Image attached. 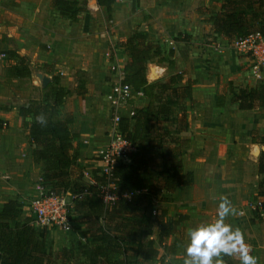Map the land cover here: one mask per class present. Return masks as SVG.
Returning <instances> with one entry per match:
<instances>
[{
    "label": "trees",
    "instance_id": "obj_1",
    "mask_svg": "<svg viewBox=\"0 0 264 264\" xmlns=\"http://www.w3.org/2000/svg\"><path fill=\"white\" fill-rule=\"evenodd\" d=\"M96 1L109 11L116 0ZM131 1L135 10L138 0ZM50 4L72 21L80 11L74 0H51ZM207 22L228 43L255 32L264 36V0H223ZM187 37L180 34L176 40L185 41ZM117 46L128 55L122 66V82L148 100L145 106L134 107L130 117H119L117 122L133 150L117 159L107 173L92 171L91 181L85 180L72 144L75 134L68 128L73 119L60 114L69 90L59 85L58 76H53L48 99L30 100L18 108V115L22 125L28 127L32 160L40 164L42 188L69 198V217L76 222L72 229L77 231L81 224L86 225L81 231L85 239L54 254L46 247V230L39 233L31 225L24 203L10 199L0 207V264H170L163 255L158 256L159 249L167 248L168 239L188 216L170 218L163 204L169 201L166 195L193 181L192 172L184 171L182 163L190 140L180 136L189 130L185 101L192 106L193 81L182 84L183 72H179L149 82L147 62L158 57V62L172 65L168 57L173 50L168 49L164 56L161 46L146 40L141 32H133ZM6 54L17 58L22 66L13 68L15 76L29 75L23 57L11 51ZM227 95L229 103L241 110L264 108V83L236 87L228 82L226 92L216 93L215 105L223 107ZM38 115L45 117V124L37 122ZM256 171L250 224L264 218V150L257 157ZM102 187L113 200L104 201ZM175 244L168 246L171 253Z\"/></svg>",
    "mask_w": 264,
    "mask_h": 264
},
{
    "label": "crops",
    "instance_id": "obj_2",
    "mask_svg": "<svg viewBox=\"0 0 264 264\" xmlns=\"http://www.w3.org/2000/svg\"><path fill=\"white\" fill-rule=\"evenodd\" d=\"M74 1L77 2L80 11L76 15V20L72 21L66 15L61 14L59 9L52 7L50 4L51 0H0V207L5 201L15 199L24 202L23 209L28 214L26 204L29 200L26 201V197L31 190L32 181L37 180L40 175L38 174V168H34L39 163H35L32 160V146L28 138V127L22 125L18 115L20 106L27 104L30 100H39L30 98L29 86L31 85V77H37V74H42L47 76L50 82L52 76L47 74L49 71L46 73L43 70L60 68L62 73L75 70V68L84 70L91 59L94 62V66L97 67L99 57L102 56L98 54V51L104 52L105 49L109 48L110 43L107 40H101L100 35L102 33L107 35L108 32L111 41L123 40L132 35L135 28L134 25L138 21L143 20L144 15L161 16L171 6L169 4L171 0H138L135 10H132L131 0H116L108 11L106 8L99 6L96 0ZM222 1L203 0L202 6L206 7L207 10L204 8L203 14L199 15L201 20L197 26H192L190 31L185 32V34H188L187 40H167L164 43V45H170L169 48L173 50L172 56L168 57L173 61L172 65H169L166 61H157L158 68H152L150 73V76L156 77L154 80H165L170 74L183 72L182 84H185L188 80L193 81L192 106L190 107L189 100L185 101L188 108L189 130L180 134L182 138L190 140L189 149L182 156V163L184 171L192 172L193 181L191 185L179 186L173 193L166 195L169 196V201L163 204L166 208L167 216L170 218H176L179 214L188 216L184 222L177 226V232L167 241V248L164 250L168 252V257L166 258L163 255L167 263L170 264H174L176 253H179L176 249L177 241L174 239L179 229L184 242L186 229L189 226L196 225L193 224V218L197 219V216L200 217L195 212L204 214L215 209L216 213V203L220 196H227L235 208L234 215L226 219L227 223H231L239 229V226L245 227L244 223L252 216V208L245 210L243 214L237 217L235 216L241 209L237 200L243 199L247 193L246 188H243L246 187L248 182L243 176L244 172L242 169L239 170V174L235 179H232V174L230 180H225V178L222 179V174L214 169L216 166L215 162L209 159L202 160L200 159L201 157L193 160L187 157L190 151L199 149L198 145L200 142H204L203 137L205 134L210 135L219 131L218 125L206 126L207 119L210 118L208 117L209 111L215 115V118L218 115L221 116L223 111L226 112L225 105L223 107L215 105L216 93H220V91L213 76L206 73L201 61V57H204L207 53L212 55L211 47L205 39L212 38L215 42H227L222 36L215 34L211 23L207 22L208 16L219 9ZM204 25L210 32L211 37L201 32ZM72 40L75 46L71 48L72 51H69L70 53L66 52L65 49L68 48L67 45ZM46 42L47 44L45 45L49 50L44 48V43ZM169 42H172V44H169ZM87 43L93 46L87 48ZM159 44L162 45L163 43L159 42ZM7 51L23 57L22 63L29 71L28 76L18 77L13 74V68L21 65L17 58L8 56L6 54ZM116 56L121 62L117 64L118 67L122 68L128 60L126 52L117 47ZM240 57L239 62H232L234 63L235 72L242 69L240 64L242 65L246 60L245 56ZM100 60L102 64L103 58ZM34 67L39 69L34 71ZM245 72L247 71L240 74ZM109 74L112 77L111 82H109L110 87L114 81L115 74L112 71ZM237 77L239 78V76ZM60 78L59 85L69 90L60 108V114L73 119L68 128L70 132L75 134L72 144L77 150L76 161L83 168L84 179L89 180L92 171L97 170L100 173L106 170V165L100 157V153L103 150L101 145L105 138L98 139L95 137L96 120L94 115L89 114L87 106L84 107L82 104L88 96V99H92L91 102L94 104L99 103L102 100L100 91L107 92L108 84L104 82L103 85L95 86L94 88L88 86L87 93L85 91L80 94V91L77 90L78 94L76 91L70 92V87H73V83L68 80L69 77L65 76L62 82ZM245 78L248 80L245 81L243 77L242 82L239 84L242 87L260 83L252 75L245 76ZM226 87L228 88V82ZM226 87H224L225 92L227 91ZM228 100L229 98L226 99L227 103H229ZM147 102L148 100L141 93L122 105L118 110V115L119 117H130L134 107L145 106ZM231 105L235 109L233 117L240 119L238 122L240 124H233V128L238 131L237 136L240 135L239 130L246 127L248 130L258 129V134L264 138V108L241 110L236 104ZM198 106L200 108L201 106L204 107L203 109L205 110L197 112ZM211 106L215 110H221L214 113L213 110H210ZM198 114L199 118L196 116ZM217 118L221 119L219 116ZM245 119H247V122ZM246 141H243L242 144L238 141L235 147H232V145L230 147L241 151L243 146L245 148L249 144H257L259 146L260 143L263 144L261 150H264L263 141ZM231 142L233 144L234 139ZM258 152L260 151L258 150ZM241 158L242 156L240 155ZM253 191L254 187L251 189V192ZM215 213L213 218H215ZM250 225L256 230L257 237L251 239L249 235H245V244L249 247L250 254L257 257V264H264V218ZM85 229L86 225L81 224L80 230L72 233V236L65 238V240L56 241H53L51 237L53 230H47L45 233L46 247L51 251H58L62 247H66L64 243L68 239L71 240V243L68 244L69 246L77 242H83L85 238L81 231ZM174 241L176 243L175 250L171 253L168 246ZM229 257H231L233 264H238L236 255ZM227 263L231 262L223 257L220 264Z\"/></svg>",
    "mask_w": 264,
    "mask_h": 264
},
{
    "label": "rangeland",
    "instance_id": "obj_3",
    "mask_svg": "<svg viewBox=\"0 0 264 264\" xmlns=\"http://www.w3.org/2000/svg\"><path fill=\"white\" fill-rule=\"evenodd\" d=\"M171 6H169V9L165 12V14H162L161 16H152V15H144L143 20L138 21L134 26V32L138 31L141 32L146 40L151 41L155 44H159V42H162L163 44L160 45L163 48V54L164 56H167V50L170 49V45H164L166 41L170 40H176L180 34H185L186 31H190L192 26H197L199 21L201 20L199 15L202 13L203 14V9L206 7H203V0H171L169 3ZM207 10V9H206ZM103 24V23H102ZM72 28V27H71ZM73 32V31H72ZM202 33H205L207 36H210V32L207 30L206 26L204 25ZM43 33V32H42ZM101 33V32H100ZM73 34V33H72ZM74 35V34H73ZM101 36V40H107L109 43V48L105 49L104 52L98 51V54H101L102 56L99 57V62L97 64V67L94 66L93 60H89L86 68L84 70L76 69L75 70H69L65 71L62 73L61 69L59 70L58 68L51 69V70H43L44 72L50 76H58L60 78V81L62 82L63 78L67 76L68 80L73 83V87H70V92L73 91H80V94L85 92L87 93V87H95V86H100L103 85L104 82H107L108 88L107 92H101L100 91V96L102 98V102L100 101L99 103L94 104L91 100H89V96L85 102L82 104L84 107L87 106V109L89 111V114L94 115V118L96 120V129L94 131L95 137L98 139H103L105 138V141L102 143V147L104 148L108 141L110 134L112 133V130L115 126V121H114V116L115 114H118V109L113 107L110 102L107 100V94L109 93L110 90V83L112 77H110L109 72L113 71L111 66L116 63L117 64L121 63L118 59V56H116V48L117 43L119 41H111L109 39V35L107 32V35ZM99 36V37H100ZM207 43H209L211 47V54H206L204 57H201V61L203 63V66L205 68V71L207 74L212 75L213 79L215 80L216 86L218 87V90L224 91V87L227 86V82L231 80L233 86L240 87L241 85L240 82L244 77V80H248L245 78V76L252 75L255 77V80L260 82L261 84L264 83V70L263 68H260L261 70H256L254 74V65H255V60L253 57L245 53L246 51H241L233 47L232 43H223V42H215L212 38L211 39H205ZM68 48L65 49L66 52H71L72 49L75 45L73 43V40L70 41ZM114 42H116L114 44ZM46 43H44V48L49 50L48 47H46ZM87 48H91L93 45H90L87 43ZM165 46V47H164ZM69 52V53H70ZM241 54V55H239ZM60 56V55H59ZM127 58L128 55L126 54ZM240 56H245L246 60L240 64V68L238 72L234 71V63L232 62H239L241 59ZM237 57V58H236ZM101 58H103V63L101 64ZM111 58V59H110ZM28 59V58H27ZM28 61V60H27ZM158 57H152L146 64V79L150 82L153 81L156 77L150 76L152 68H158ZM97 62V61H96ZM236 65V64H235ZM37 66V65H36ZM39 67V66H37ZM34 67V71H37L39 68ZM262 67V66H260ZM247 71L245 73L240 74L241 72ZM57 74V75H56ZM236 75V76H235ZM239 76V78L237 77ZM209 77V76H207ZM117 75H114V81H117ZM210 79V77L208 78ZM212 80V79H211ZM259 83V84H260ZM50 84L49 88L42 87L41 80L36 77L32 76L31 77V85L30 87V98H37L39 100H47L49 95H50V88L52 89V84L51 82H48ZM206 84V82H205ZM257 85V84H256ZM224 86V87H223ZM227 88V87H226ZM79 94V92H77ZM229 98L227 95L226 99ZM126 104V103H125ZM95 105V106H93ZM97 105V106H96ZM124 105V104H123ZM96 107V108H95ZM204 107L201 106V108L198 106L197 112L203 109ZM210 110H213L214 113L221 109H214L212 106ZM225 111L220 115H218L221 119L217 118L218 116L213 115L212 113L208 114L207 123L206 126H217L219 128V131L217 133H212L210 135H206L203 137L204 142H200L198 145V150L195 151H190L188 156L190 159H195L197 157H201L200 159L205 160L209 159L213 162H215V167L217 171H219L222 174V179L225 178V180H230L231 175L233 174V178L235 179L238 176V172L240 169L243 170V176L246 178V182L248 184L246 187V196L242 199H238L239 203V208L240 212L238 214H235L237 217L238 215L243 214V212L247 209H251L254 205V202L252 200V196L255 193V188L258 180V174L256 171V164H257V157L261 151V148L263 144L259 143V146L257 144H249L248 147H242L241 151H237V149H234L232 147H235L238 143V141L242 144V142H247L246 140H250V142H260L264 140L262 135H259L258 129H252L248 130L243 129L239 130L240 135L237 136L238 131L233 128V124H240L239 118H234V112L235 109H233V105L225 102ZM88 114V115H89ZM200 114V113H199ZM199 114L196 115L199 118ZM81 116V115H80ZM234 119V120H233ZM247 122V119H245ZM243 124V123H242ZM250 131V132H249ZM203 135V134H202ZM201 135V136H202ZM200 136V137H201ZM240 136V137H239ZM239 137V140H238ZM97 139V140H98ZM234 139V143L232 144L231 140ZM230 142V143H229ZM227 145V146H226ZM232 145V147H230ZM255 145V146H254ZM257 145V146H256ZM256 148V149H255ZM240 155L242 158L240 159ZM241 162V163H239ZM233 162V163H231ZM34 168H38L37 170L39 171L38 174H40V165L36 164ZM91 181V176L90 179ZM37 184V185H36ZM37 186H41L40 184V175L38 179L33 180L31 183V190L29 191V194L26 197V201L31 199L34 195L37 193ZM248 187V188H247ZM252 187H254V191L251 192ZM215 213L214 210H210L207 213H199L195 212L196 215H200V217L197 216L194 219L193 224H198L202 222H207L214 220L213 218ZM216 214V213H215ZM202 215H205L202 217ZM75 216V215H74ZM73 217V215H72ZM76 224L75 221H73L72 225ZM244 226H239V230L241 231L243 235V239L245 235H249V238H254L257 237V232L256 230L251 227V225L246 221L244 223ZM242 228H244L242 230ZM49 230H53L52 234V240H65V238H69L72 236L75 232L71 228L70 231H65L62 230L61 228H50ZM39 233L42 231L37 230ZM181 230L179 229L178 234L174 236V239L177 241V246L176 249L179 251V253H176V257L173 261V263L177 264H183L184 260V252H183V240H182V233L180 232ZM264 231V229H263ZM184 232V228H183ZM181 233V234H180ZM244 242L245 239H244ZM53 243V242H52ZM69 243H71V240L68 239L65 241L64 244H66V247H69ZM63 248V247H62ZM166 249V248H165ZM61 251H52L54 254H57ZM165 250L159 249L158 256L165 255V257H168V252H164ZM163 255V256H164ZM165 258V260H166ZM229 260L231 262L230 264H233L231 257L226 256L224 259ZM167 262V260L165 261Z\"/></svg>",
    "mask_w": 264,
    "mask_h": 264
},
{
    "label": "built area",
    "instance_id": "obj_4",
    "mask_svg": "<svg viewBox=\"0 0 264 264\" xmlns=\"http://www.w3.org/2000/svg\"><path fill=\"white\" fill-rule=\"evenodd\" d=\"M105 36L104 33L101 34ZM172 44V42H169ZM233 47L238 50L246 51L255 60L254 74L263 68L264 70V36L259 32L250 34L244 39H235ZM262 66V67H260ZM112 72L117 75V81L113 82L110 86L107 100L110 104L118 109L123 104L127 103L132 98L141 94L135 92L130 85L122 82V68L113 64L111 66ZM119 115L115 114V126L110 134L107 145L100 153L101 160L106 165L108 172L111 166L117 159H123L126 155L133 150V145L130 141L126 140L119 132L117 122ZM37 193L29 201H27V212L31 217V225L40 231L49 230L50 228H61L65 231H70L72 228V221L70 220V200L66 196H59L52 193H47L42 186H37ZM104 201L108 202L113 200V197L107 193L106 187H102ZM24 203V202H23Z\"/></svg>",
    "mask_w": 264,
    "mask_h": 264
},
{
    "label": "clouds",
    "instance_id": "obj_5",
    "mask_svg": "<svg viewBox=\"0 0 264 264\" xmlns=\"http://www.w3.org/2000/svg\"><path fill=\"white\" fill-rule=\"evenodd\" d=\"M36 120L45 124V117ZM235 208L227 196H220L216 203L215 219L189 226L183 242V264H220L226 256L236 255L238 264H257V257L250 254L241 231L226 219L234 215Z\"/></svg>",
    "mask_w": 264,
    "mask_h": 264
},
{
    "label": "water",
    "instance_id": "obj_6",
    "mask_svg": "<svg viewBox=\"0 0 264 264\" xmlns=\"http://www.w3.org/2000/svg\"><path fill=\"white\" fill-rule=\"evenodd\" d=\"M37 77L41 80L42 87H45L48 84L49 78L47 76L42 74H37Z\"/></svg>",
    "mask_w": 264,
    "mask_h": 264
}]
</instances>
